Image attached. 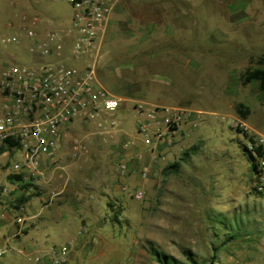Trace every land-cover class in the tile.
Here are the masks:
<instances>
[{"label": "rangeland", "instance_id": "374dc122", "mask_svg": "<svg viewBox=\"0 0 264 264\" xmlns=\"http://www.w3.org/2000/svg\"><path fill=\"white\" fill-rule=\"evenodd\" d=\"M122 3L91 56L100 84L121 99L116 132L103 138L93 124L68 126L42 175L54 171L60 181L39 177L25 210L31 217L22 223L26 234L14 235L23 243H0V264H45L57 245L69 246L64 264H190L185 251L203 263L264 264V194L236 128L264 137V92L258 81L240 78L264 64V0ZM37 11L66 23L72 14L68 0H0V36L31 24ZM15 52L30 57L0 45V63ZM239 103L249 110L246 119ZM163 107L189 111L192 119L173 139L163 128L161 141L147 144L137 122ZM148 123L149 135L156 133V122ZM75 140L84 146L76 155ZM107 201L120 207L119 222Z\"/></svg>", "mask_w": 264, "mask_h": 264}, {"label": "built area", "instance_id": "2783aa9c", "mask_svg": "<svg viewBox=\"0 0 264 264\" xmlns=\"http://www.w3.org/2000/svg\"><path fill=\"white\" fill-rule=\"evenodd\" d=\"M117 1L69 0L72 14L62 32L51 28L40 32L33 22H22L16 31L0 36L2 47L23 50L30 56L25 60L15 52L10 54L9 62L0 63V144L5 139L12 142L0 152V171L7 175L42 174L43 163L48 166L56 161L68 126L74 121L93 124L103 138L113 137L122 103L98 81L93 57ZM24 18L27 22L28 17ZM80 59L81 64L73 63ZM137 108L141 113L142 105ZM189 119L191 113L184 109L155 108L145 113L136 129L145 143L157 144L161 141V129L170 132L173 139ZM149 121L157 124V132L151 135ZM253 140L262 147L257 190L264 192V137ZM126 143L129 142H124V146ZM248 146L251 148L249 141ZM83 148L75 140L70 151L76 155ZM118 165L124 173V163L119 161ZM0 191L8 189L0 186ZM0 217H4L3 212ZM24 220L21 215L14 217L19 225ZM68 254V245L54 246L45 264H64Z\"/></svg>", "mask_w": 264, "mask_h": 264}, {"label": "crops", "instance_id": "0c3cea01", "mask_svg": "<svg viewBox=\"0 0 264 264\" xmlns=\"http://www.w3.org/2000/svg\"><path fill=\"white\" fill-rule=\"evenodd\" d=\"M68 2H69V0H68ZM122 5H123V3L121 0V2L116 5L115 9H120ZM37 12H38V14L34 13V15L32 17L33 25L37 29V31L42 32L43 30H45L47 28H51V29L57 30L59 32H62L65 29V27L68 26L69 21L66 23V22L61 21V20L60 21L59 20L57 21L55 19L54 20H48V19L43 18L40 15L41 14L40 11H37ZM64 141H65V139L63 138L59 150L62 148ZM0 161H3L2 157H0ZM51 168L52 167H51L50 163L48 164V166H47V164L43 163L42 164V169H43L42 174L33 175V176H31L30 174H19V176L17 178L11 177V175H7L2 170L0 171V186H5L8 189V191H5V192L0 191V213H2V212L4 213V217H0V228H4L3 231L0 233V243L7 244L11 239H14V235H15L17 229H19V231H23V234L24 233L26 234V231L22 230L23 228L25 229V227L23 225L20 226L19 224H16L14 222V217L16 215H21L25 219H26V217H31L29 215L26 216L27 214H26L25 210H26L27 205L30 201V198L32 196H34V195H32V190L34 187H37L36 185L38 183H40L39 182L40 178L42 179L41 180L42 182L47 183L48 185L50 184V185L55 186L59 183L60 180H59L58 176L55 175L54 171H52V172L50 171V174L47 178L43 177L44 174H46L47 171L49 172V170ZM21 196L26 197L27 200L18 204L17 199H19ZM36 196H38V195L36 194ZM38 197L41 198L43 196H38ZM10 207L15 208L14 213H12ZM23 239L25 240V238H23ZM14 240H16V239H14ZM16 241H17L16 247L19 246V244L23 243V241L22 242H20L19 240H16ZM15 249L16 248L14 247V249H12V250L15 251Z\"/></svg>", "mask_w": 264, "mask_h": 264}, {"label": "trees", "instance_id": "16d2710c", "mask_svg": "<svg viewBox=\"0 0 264 264\" xmlns=\"http://www.w3.org/2000/svg\"><path fill=\"white\" fill-rule=\"evenodd\" d=\"M241 81L243 84H247L251 82L252 80H256L259 83L260 89L264 92V64L263 66H256V67H248L246 68L240 75ZM237 111L240 114L241 119H246L249 110L248 108L242 104L239 103L237 105ZM237 130L242 132V134L246 137L247 141L251 143V148H249L248 143L245 142L242 147L244 148L246 155H247V161L250 164V168L252 169V172L254 175L258 176V169H257V164H258V158L262 155V147L260 145H255L254 140L252 136L248 135L246 130L240 128L239 125H237ZM12 142L10 140L5 139L1 144H0V152L7 147L11 146ZM189 152H185L182 156V158H185V156L188 155ZM179 167L178 163H173L171 165V168L173 170H177ZM19 175H11V177L17 178ZM259 181V180H258ZM261 194H264V192L258 191ZM27 200L26 197L21 196L19 199H17V203L20 204ZM107 205L112 213V219H114L115 222H119L118 216L120 215L121 209L120 207L115 203L111 201H107ZM229 237H233L232 234H229ZM216 249V248H214ZM185 255L187 259L189 260L190 264H213V260L210 259L208 262H198L196 261L192 256L189 251H185ZM162 258V257H161ZM164 258H168L167 256L164 255ZM164 261V260H163ZM170 264V263H168ZM183 264V263H180Z\"/></svg>", "mask_w": 264, "mask_h": 264}]
</instances>
